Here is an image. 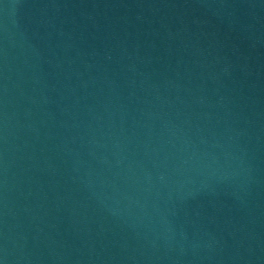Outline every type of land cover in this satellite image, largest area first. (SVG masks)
<instances>
[{"label": "water", "instance_id": "1", "mask_svg": "<svg viewBox=\"0 0 264 264\" xmlns=\"http://www.w3.org/2000/svg\"><path fill=\"white\" fill-rule=\"evenodd\" d=\"M0 264H264V131L190 0H0Z\"/></svg>", "mask_w": 264, "mask_h": 264}]
</instances>
